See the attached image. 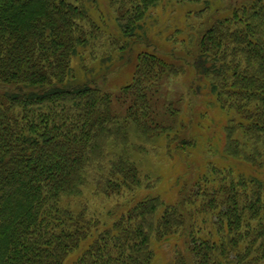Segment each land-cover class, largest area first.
I'll use <instances>...</instances> for the list:
<instances>
[{
  "label": "trees",
  "instance_id": "trees-1",
  "mask_svg": "<svg viewBox=\"0 0 264 264\" xmlns=\"http://www.w3.org/2000/svg\"><path fill=\"white\" fill-rule=\"evenodd\" d=\"M101 1L0 0V264H154V240L176 237L187 251L176 264H263L264 177L231 175L230 183L205 189L207 175L175 204L149 196L110 225L64 203L87 185L107 197L137 191L143 180L133 136L150 143L155 133L177 132L176 123L151 117L149 94L183 67L137 53L133 80L121 95L133 99L125 118L100 82L80 80L75 60L93 52L108 30L105 18L98 23L92 13ZM162 1L109 0L127 40L124 59L132 42H144L149 13ZM174 1L203 5L200 16L210 10L209 0ZM209 18L191 63L196 88L208 90L229 115L224 155L262 172L264 0ZM181 146L188 151L192 142ZM200 199L205 204L197 213L213 215L216 237L194 226L188 206Z\"/></svg>",
  "mask_w": 264,
  "mask_h": 264
},
{
  "label": "rangeland",
  "instance_id": "rangeland-1",
  "mask_svg": "<svg viewBox=\"0 0 264 264\" xmlns=\"http://www.w3.org/2000/svg\"><path fill=\"white\" fill-rule=\"evenodd\" d=\"M246 1L249 0H209L210 10L200 16L203 5L194 6L179 4L174 0H163L149 13L146 34L142 38L144 42H132L133 51H129L125 59L123 45L127 40L118 31L109 0L100 2L99 9L92 12L93 17L101 23L100 17L103 16L107 21L108 30L100 41L96 42L93 52L88 50L83 59L80 57L75 60L74 66L80 80L94 78L100 82L104 90L112 94L114 110L120 118H125L133 99L132 96L126 99L121 95L123 89L133 80L137 53H156L168 62L183 67L182 73L165 77L157 90L154 89V95L149 94V101L153 105L151 117L156 123H176L177 132L174 131L170 137L155 133L157 137L150 143L133 136L132 141L136 149L134 156L143 180L137 191L107 197L97 192L94 186L87 185L81 197L64 203L69 202L76 211L86 208L89 215L110 225L129 207L149 196H160L169 205L175 204L180 201L184 188L187 191L191 188L190 192L194 191V185L206 183L204 179L207 175L210 184L209 187L203 185L205 189L213 185L217 187L215 183H230L231 175L235 180L243 176L264 177V171L224 155V128L230 122L229 115L218 107L208 90L202 88L199 92L196 88L199 81L196 80L191 65L198 49L200 32L207 26L208 20L211 21L209 17L215 19L220 16L217 18L220 19L228 16L233 7ZM106 54L111 56L109 60L104 61L102 58ZM171 113L175 118L171 117ZM174 139L177 140L174 142ZM186 140L192 142L188 151L181 148L182 142ZM213 168L221 172L222 179L221 176L214 177L212 172L209 173ZM204 204L203 200H197L195 207L189 205L188 210L194 213V226L201 235L216 237L218 230L213 226V215L197 213ZM154 242V264H176L180 254L187 256L184 242L178 237L169 241Z\"/></svg>",
  "mask_w": 264,
  "mask_h": 264
}]
</instances>
